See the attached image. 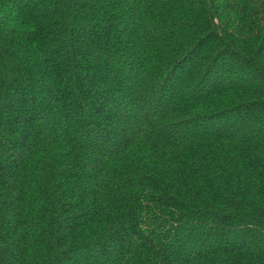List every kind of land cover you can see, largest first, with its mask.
<instances>
[{
	"label": "trees",
	"instance_id": "16d2710c",
	"mask_svg": "<svg viewBox=\"0 0 264 264\" xmlns=\"http://www.w3.org/2000/svg\"><path fill=\"white\" fill-rule=\"evenodd\" d=\"M0 264H264V0H0Z\"/></svg>",
	"mask_w": 264,
	"mask_h": 264
}]
</instances>
